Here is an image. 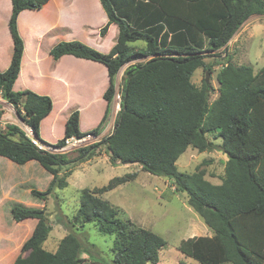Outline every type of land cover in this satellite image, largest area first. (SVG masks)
Returning <instances> with one entry per match:
<instances>
[{"label": "trees", "instance_id": "obj_1", "mask_svg": "<svg viewBox=\"0 0 264 264\" xmlns=\"http://www.w3.org/2000/svg\"><path fill=\"white\" fill-rule=\"evenodd\" d=\"M50 0H11L9 29L13 55L9 68L0 71V98L7 100L40 139V123L53 109L49 96L30 90L14 91L25 43L18 29V17L25 10L39 11ZM108 22L101 28L104 37L112 24L119 34L108 53L80 41H62L50 54L54 60L71 55L105 65L110 84L101 124L104 128L112 112L116 78L126 65L121 111L113 133L97 146L68 154L38 150L15 124L0 126V157L23 166L36 161L52 179L45 191L32 194L46 201L68 187L64 168L95 156V148L106 146L112 165L137 164L142 170L173 181L186 193L189 206L211 230V236L183 240L179 251L200 264H264V67L236 65L228 58L217 74L218 97L211 102L212 88L206 80L202 88L191 81L203 68L205 53L226 50L241 26L252 16H264V0H100ZM137 43L144 47L136 49ZM146 60L139 64V60ZM1 108V106H0ZM2 111L0 110V116ZM79 113L73 111L63 139L80 136ZM220 139L219 149L227 155L221 184L205 178L198 169L189 174L177 168V161L189 147L205 152ZM135 174L115 177L102 188L83 189L80 206L69 224H93L103 235L114 237L115 264H159L160 251L167 245L157 234L120 218V209L101 195L123 185ZM13 219L37 220L32 235L24 242L13 264H84V246L74 232L60 240L55 251L44 247L52 224L46 223L45 208L15 204ZM58 221L61 218L58 217ZM67 225V223H66Z\"/></svg>", "mask_w": 264, "mask_h": 264}, {"label": "rangeland", "instance_id": "obj_2", "mask_svg": "<svg viewBox=\"0 0 264 264\" xmlns=\"http://www.w3.org/2000/svg\"><path fill=\"white\" fill-rule=\"evenodd\" d=\"M9 2L8 0H0V4L4 8L8 4L11 5ZM87 29L89 27H84V30ZM24 33L27 37L30 58V53H34L36 44L32 41L28 30H25ZM114 36L115 34H113ZM230 42L226 50L205 53L204 61L213 65L212 73L199 68L194 72L191 79L197 88H202L207 74L210 75L211 102L218 97L217 74L226 64L228 58L233 64L252 66L256 72L264 67V16H252L248 19ZM51 43L52 40L46 39L41 47L43 60L50 55L49 46ZM141 47H144V43L135 45L136 49ZM145 61L141 59L138 63L142 64ZM127 67L124 66L119 71L116 83L118 79L122 80L123 83L124 72ZM40 82L48 83L44 80H40ZM116 89L117 84L115 93L120 96L122 102L123 86L121 85L120 90ZM4 104L7 105V103ZM12 111L15 115V111L13 109ZM118 114L114 117L111 112L108 122L112 119L116 122ZM11 123L23 127L21 120L17 118ZM60 131L61 128L57 127L56 132L59 133ZM207 137L214 143L215 147L205 152H199L197 149L189 147L177 161V168L179 171L189 174L198 169L204 170L205 178L208 181L221 184L225 176L228 157L219 149L220 139H214L210 135ZM78 155V152L68 154L71 159ZM69 170L72 174L67 176L68 187L58 190L48 200L43 201L32 194V189L45 191L49 184V174L37 162H32L28 166H18L10 163L8 159L0 157V180L2 181L0 185L3 194L4 191L8 190L10 195V199L0 201V233L3 235V240L0 242V264H13L21 253L22 245L32 235L37 224V220L17 223L11 213V207L15 204L46 209L48 220L53 227L44 243L47 250L55 251L60 240L72 231L83 243L85 249L83 253L84 264H115L113 236L100 234L93 224L74 228L69 224V220L74 218L79 209L80 195L83 189L102 188L107 186L110 180L115 177H123L133 173L136 175L135 178L104 193L101 198L119 208L120 218L123 220H130L136 226L149 230L166 241V247L160 251L159 264H200L183 255L178 248L183 240L195 236H207L210 230L200 216L189 206L187 194L177 190L172 180L151 175L143 171L141 166L137 164L119 163L112 165L106 146L103 144L95 148V156L82 163L77 162L64 168L63 174ZM15 179H20V182L12 186ZM57 215L61 218L60 221H58Z\"/></svg>", "mask_w": 264, "mask_h": 264}, {"label": "crops", "instance_id": "obj_3", "mask_svg": "<svg viewBox=\"0 0 264 264\" xmlns=\"http://www.w3.org/2000/svg\"><path fill=\"white\" fill-rule=\"evenodd\" d=\"M8 1L11 3V0ZM11 14L12 3L6 8L0 4L1 72L9 68L13 55V40L9 29ZM107 22L108 17L100 0H50L39 11L25 10L20 13L18 29L26 47L13 90L16 92L30 90L52 99L53 109L40 123L41 141L57 144L65 135L66 122L73 111L79 113L80 132L96 129L101 124L106 111L107 102L104 94L110 84L108 69L101 63L71 55L63 56L56 61L50 53L43 60L41 47L44 41L52 40L50 51L59 41H80L96 50L108 53L116 43L119 30L117 25L112 24L107 34L102 37L100 30ZM84 27L89 29L84 30ZM25 30H28L32 41L36 44V49L34 53H30V58ZM56 37L58 39H55ZM40 80L48 83L43 84ZM57 127L61 128L59 133L56 132ZM9 162L13 163L10 160ZM32 162L36 161H30L23 166H28ZM51 179L52 175L49 174V183ZM19 182L20 179L13 180L12 186ZM7 198L10 199L9 191L6 190L3 194L0 185V201H6ZM211 235L210 230L207 236ZM2 240L3 235L0 233V242Z\"/></svg>", "mask_w": 264, "mask_h": 264}, {"label": "built area", "instance_id": "obj_4", "mask_svg": "<svg viewBox=\"0 0 264 264\" xmlns=\"http://www.w3.org/2000/svg\"><path fill=\"white\" fill-rule=\"evenodd\" d=\"M116 84H117L116 90H120L122 85V80L118 79ZM4 103H7V105H5ZM0 106H1L0 110L2 111V114L0 116V126H4L6 124H14L11 123V121L15 120V118L21 120L15 108L7 100L0 98ZM12 109L15 111V115L13 114ZM119 111H121V98L119 95L115 93L112 103V113L114 114V117L119 113ZM21 124H23V127L22 126L20 127L17 124L15 125L19 126L22 129L26 137L31 141V143L36 148H38V150L43 152H48L51 154L65 155L73 152H79L81 150H85L102 143V141L107 136L113 133L115 120L112 119L111 121H109L104 125L105 127L102 130H99L97 132L90 131L83 133L80 136L68 137L64 140V143L61 144L60 146H57L56 144H49L37 139L33 129L30 126H28L22 120H21Z\"/></svg>", "mask_w": 264, "mask_h": 264}, {"label": "water", "instance_id": "obj_5", "mask_svg": "<svg viewBox=\"0 0 264 264\" xmlns=\"http://www.w3.org/2000/svg\"><path fill=\"white\" fill-rule=\"evenodd\" d=\"M206 83H207V85L210 84V75L209 74H207ZM46 223L48 224L49 223V220H46Z\"/></svg>", "mask_w": 264, "mask_h": 264}]
</instances>
